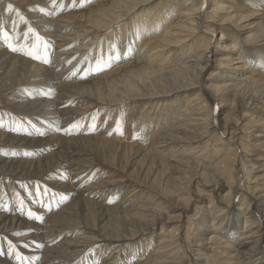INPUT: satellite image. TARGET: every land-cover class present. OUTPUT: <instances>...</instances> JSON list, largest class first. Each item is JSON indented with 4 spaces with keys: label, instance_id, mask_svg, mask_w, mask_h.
<instances>
[{
    "label": "bare ground",
    "instance_id": "1",
    "mask_svg": "<svg viewBox=\"0 0 264 264\" xmlns=\"http://www.w3.org/2000/svg\"><path fill=\"white\" fill-rule=\"evenodd\" d=\"M72 3L0 0V264H264V0Z\"/></svg>",
    "mask_w": 264,
    "mask_h": 264
},
{
    "label": "snow or ice",
    "instance_id": "2",
    "mask_svg": "<svg viewBox=\"0 0 264 264\" xmlns=\"http://www.w3.org/2000/svg\"><path fill=\"white\" fill-rule=\"evenodd\" d=\"M51 3L53 4L54 7L56 6H59L61 9L64 7L63 4H60V5H57V0H51ZM72 7H76V3H75V0H73V3H72ZM9 13L13 12V11H16V14L17 16H19V19L21 22L27 24L28 22L25 20V18L20 15V13L13 8V5L12 4H8L7 5V9H6ZM41 12H44L45 9L41 8L40 9ZM46 14H51V13H46ZM16 28V25L15 23H13V29L15 30ZM32 35L35 37L34 41L31 43V44H28V43H25L23 45H14L11 41H12V37L10 36L9 32L8 31H5L3 26L0 25V39H2L6 44H7V47L9 48L10 51L14 52V53H20L21 55L25 56V57H29L31 58L32 60H36V61H40L46 65L48 64H51V59H50V56H51V53L49 51V49L51 48V45L49 42H47L46 40L43 39L42 36H40L38 33H36V30L29 26L27 31L23 33L24 37H28L29 35ZM115 59H119V55H117L115 57ZM110 66V64H109ZM91 71H96V72H99L102 70L101 68V62L100 61H97V64L95 67L91 68L90 69ZM77 71H79V69H77ZM73 75H75V72L73 73ZM83 78V77H81ZM45 95H48L50 93H44ZM93 120H95V117H93ZM79 125L78 124H72L70 125V128L69 129H66V133L67 132H70V130L72 128H76L78 127ZM0 127H2V125H0ZM34 127V126H33ZM92 128L94 129L95 128V124L93 123L92 125ZM13 130H17V129H13ZM61 129L60 128H57V131H60ZM116 130L122 135L123 134V131H122V122L121 121H117V126H116ZM40 135H43V132H39ZM27 154V153H26ZM67 177H65L66 179ZM38 191V194L40 195H43V196H48L50 195V190L48 189H44L43 192L41 193L39 191V189L37 190ZM53 197L56 195V194H51ZM60 200L61 201H65L67 200V197L66 196H63L62 194L60 195ZM39 202V201H38ZM110 203L112 201H109ZM21 205L23 204V201L20 202ZM41 206H45L43 204V202H41ZM50 210V209H49ZM27 216L30 218V219H36V220H42L43 217H40V216H36L35 213L29 211L27 213ZM24 233L22 232H17V233H14V235H17V236H20V235H23ZM27 243L24 244V247H27ZM38 247H43V245H38ZM17 246L11 241L9 240L7 242V249H8V252L9 253H14L15 254V258L16 260L19 262V264H25L26 261L29 260V257H26L24 255L21 254V252L17 251L16 250ZM4 253L3 252H0V255H3Z\"/></svg>",
    "mask_w": 264,
    "mask_h": 264
},
{
    "label": "rangeland",
    "instance_id": "3",
    "mask_svg": "<svg viewBox=\"0 0 264 264\" xmlns=\"http://www.w3.org/2000/svg\"><path fill=\"white\" fill-rule=\"evenodd\" d=\"M46 206H43L42 208H45ZM46 211H48V210H46ZM203 214V212H201V214L200 215H202ZM201 217V216H200Z\"/></svg>",
    "mask_w": 264,
    "mask_h": 264
}]
</instances>
